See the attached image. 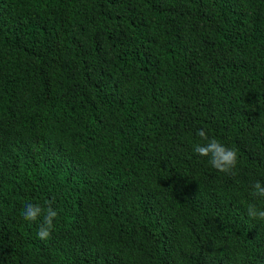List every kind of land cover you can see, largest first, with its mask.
<instances>
[{
    "label": "trees",
    "instance_id": "trees-1",
    "mask_svg": "<svg viewBox=\"0 0 264 264\" xmlns=\"http://www.w3.org/2000/svg\"><path fill=\"white\" fill-rule=\"evenodd\" d=\"M256 181L264 0H0V264H264Z\"/></svg>",
    "mask_w": 264,
    "mask_h": 264
},
{
    "label": "clouds",
    "instance_id": "clouds-1",
    "mask_svg": "<svg viewBox=\"0 0 264 264\" xmlns=\"http://www.w3.org/2000/svg\"><path fill=\"white\" fill-rule=\"evenodd\" d=\"M197 135L206 140V144H197L194 146V151L200 156L210 157V165L220 172H231L237 163V153L234 149L228 148L214 138H209L203 129L197 130ZM253 196L264 197V185L260 181H256L252 185ZM48 207L46 210L42 209L39 205L28 203L22 213L25 220L36 221L41 214H43V221L39 226L36 235L41 240H46L51 235L53 228V220L57 217L58 213L51 206V201L46 202ZM247 214L251 217H256L264 220V210H257L254 205H249Z\"/></svg>",
    "mask_w": 264,
    "mask_h": 264
}]
</instances>
